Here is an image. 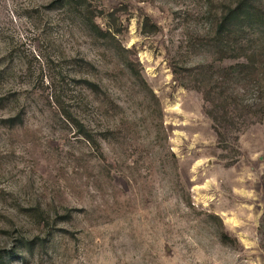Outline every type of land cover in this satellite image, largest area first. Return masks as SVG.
<instances>
[{"label":"rangeland","instance_id":"obj_1","mask_svg":"<svg viewBox=\"0 0 264 264\" xmlns=\"http://www.w3.org/2000/svg\"><path fill=\"white\" fill-rule=\"evenodd\" d=\"M54 1L0 0V264H264V20Z\"/></svg>","mask_w":264,"mask_h":264},{"label":"trees","instance_id":"obj_2","mask_svg":"<svg viewBox=\"0 0 264 264\" xmlns=\"http://www.w3.org/2000/svg\"><path fill=\"white\" fill-rule=\"evenodd\" d=\"M97 0H55L53 5L59 9L74 12L78 18L82 21L86 29L98 40L107 41L113 38L111 30L103 29L97 22V8L94 2ZM264 15V14H263ZM256 18H260L263 22L264 17L251 0H240L234 6H230L223 14L221 21L218 23L217 34L231 36L235 29L245 27L246 23H251ZM264 23V22H263ZM264 25V24H263ZM245 66V65H244ZM232 70H226L227 77L232 75ZM87 86L91 87L94 91H101V87L98 83L85 80ZM219 102H217L218 110L224 108L223 103V91L218 95ZM222 117V116H221ZM225 237V236H224Z\"/></svg>","mask_w":264,"mask_h":264},{"label":"built area","instance_id":"obj_3","mask_svg":"<svg viewBox=\"0 0 264 264\" xmlns=\"http://www.w3.org/2000/svg\"><path fill=\"white\" fill-rule=\"evenodd\" d=\"M206 264H213V263H206Z\"/></svg>","mask_w":264,"mask_h":264}]
</instances>
